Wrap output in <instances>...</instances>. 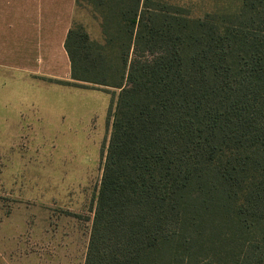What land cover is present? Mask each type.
I'll use <instances>...</instances> for the list:
<instances>
[{"label":"trees","instance_id":"1","mask_svg":"<svg viewBox=\"0 0 264 264\" xmlns=\"http://www.w3.org/2000/svg\"><path fill=\"white\" fill-rule=\"evenodd\" d=\"M89 1L115 18L126 84L85 264H264V0L200 17L161 0ZM65 48L72 80H48L107 83L85 29Z\"/></svg>","mask_w":264,"mask_h":264},{"label":"rangeland","instance_id":"2","mask_svg":"<svg viewBox=\"0 0 264 264\" xmlns=\"http://www.w3.org/2000/svg\"><path fill=\"white\" fill-rule=\"evenodd\" d=\"M161 1L194 17L236 12L242 2ZM98 7L79 0L74 25L101 43L107 83L84 88L78 105L74 95L55 103L53 123L0 124V264H85L115 100L126 84L115 18Z\"/></svg>","mask_w":264,"mask_h":264},{"label":"crops","instance_id":"3","mask_svg":"<svg viewBox=\"0 0 264 264\" xmlns=\"http://www.w3.org/2000/svg\"><path fill=\"white\" fill-rule=\"evenodd\" d=\"M77 5L78 0H0V124L38 117L53 123L48 112L55 103L74 95L79 104L84 88L48 80H72L65 42Z\"/></svg>","mask_w":264,"mask_h":264}]
</instances>
